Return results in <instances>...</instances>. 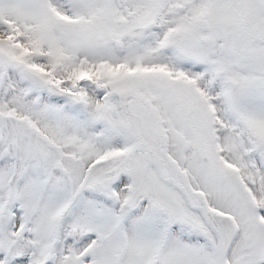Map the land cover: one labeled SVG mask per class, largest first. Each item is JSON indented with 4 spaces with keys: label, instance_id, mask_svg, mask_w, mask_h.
I'll return each instance as SVG.
<instances>
[{
    "label": "snow or ice",
    "instance_id": "obj_1",
    "mask_svg": "<svg viewBox=\"0 0 264 264\" xmlns=\"http://www.w3.org/2000/svg\"><path fill=\"white\" fill-rule=\"evenodd\" d=\"M0 264H264V0H0Z\"/></svg>",
    "mask_w": 264,
    "mask_h": 264
}]
</instances>
